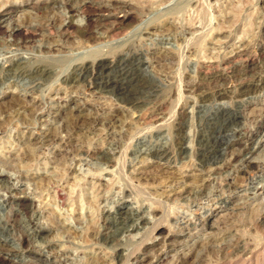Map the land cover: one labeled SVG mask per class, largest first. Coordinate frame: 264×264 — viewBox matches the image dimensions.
Here are the masks:
<instances>
[{"label":"rangeland","instance_id":"obj_1","mask_svg":"<svg viewBox=\"0 0 264 264\" xmlns=\"http://www.w3.org/2000/svg\"><path fill=\"white\" fill-rule=\"evenodd\" d=\"M128 1L140 9L137 19L102 39L86 40L67 33L51 40L40 36L18 46L12 44L13 36L0 35L1 64L21 55L30 63L45 61L54 68L47 80L0 73V178L4 179L0 181V242L14 252L13 258L27 264L20 240L23 232L29 234L32 248L45 253L46 261L33 264H249L247 252L264 248V220L257 218L258 212L264 213V171L244 176L229 170L236 177L235 187L222 190L212 171H200L196 151L200 132L208 127L212 113L242 100L246 103L244 121L227 123L216 141L224 154L242 131H260L251 144V159L264 165V125L257 123L264 112V86L233 97L239 83L234 71L219 72L223 80L210 77L224 57L243 46L251 50L257 70L261 69L248 70L251 75L245 73L246 80L264 74V0ZM5 2L0 0L1 5ZM33 12L20 9L12 22H25ZM50 15L58 17L57 26L69 19L77 27L86 23L84 15L70 17L64 8ZM120 52H135L143 59L144 77L158 89H140V105H124L112 88L98 92L81 81L62 82L77 63ZM218 87L226 88V95L232 97L215 95L212 90ZM25 95L35 98L16 104ZM139 113L144 116L138 121ZM77 119L81 125L91 124L63 129L65 123ZM182 120L185 156L176 152L169 162L142 158L141 152L155 144L173 145ZM66 139L69 142L64 144ZM86 146L103 148L113 161L78 153ZM24 152L32 153L31 159L22 161L19 156ZM183 184L193 187L191 194L170 200L169 191ZM204 184L208 185L204 188ZM58 188L64 189L63 207L55 196ZM16 192L33 199L35 207L30 212L8 202ZM120 204L135 208L143 219L125 230L105 227L104 220L116 219ZM11 207L19 212L17 228L7 223ZM211 221L214 230L208 226ZM56 222L70 228L65 233L50 230ZM106 231H120L122 260L117 256L120 248L97 244L95 236ZM171 234L178 241L168 249L164 240ZM232 247L244 248L240 250L244 256L235 261ZM55 253L60 257L54 259ZM255 258L252 264L262 262L264 252Z\"/></svg>","mask_w":264,"mask_h":264},{"label":"bare ground","instance_id":"obj_2","mask_svg":"<svg viewBox=\"0 0 264 264\" xmlns=\"http://www.w3.org/2000/svg\"><path fill=\"white\" fill-rule=\"evenodd\" d=\"M25 8L34 11L33 12L34 16L28 15L26 17L27 20L25 22L23 21H21L20 23H15V21L12 22L13 14L18 10ZM59 8H64L70 17H73L76 14L84 15L86 18L85 25L83 27H77L73 24V21L69 19L67 21H63L60 24V26H57V20H59L58 17L51 16L50 13L54 12L55 10H58ZM138 9L139 8L136 7L135 3L133 4L128 0H35V1L6 0V2L3 5L0 4V35L2 37L13 36L14 42L12 44H16L18 46L26 45L27 43L33 41L35 38L40 36H44V35L49 36L51 37L50 38L51 40L54 39L56 36L59 37L65 36V34L67 33H75L79 37L84 38L86 40L90 38L102 39L104 37H108L113 34L115 35L116 33H119L120 31L126 29L128 25H130L133 21L137 19V15L139 14L138 12L140 11V9L139 10ZM241 46H243V44L240 45L239 47ZM49 48L50 47H43V49L45 50H50ZM261 49L263 50V51L261 50V52L264 53V43H262ZM251 53H252L251 50L247 48V46H243L242 48L235 50L234 53L228 56L227 58L224 57L223 60L214 67V72H212L210 75L211 80L217 81L219 78L222 79V77H219L221 74L218 73L219 72L223 73V70H231V72L234 71L233 73H236V75H238V79L237 77L236 79L237 81L239 80V83L237 84V89L236 91H234L233 97H239L240 95H245L250 92H256L259 88L264 86V74L256 76L255 74L252 73L256 77L254 78L252 75V77H249L251 78L249 80L248 79L246 80V78L244 77L245 73L248 74L250 73L251 70L254 69L256 71L261 70V69L257 70V67L259 65H257L256 60ZM104 55H105L104 57H99L98 59L87 60L77 63L74 66L72 72L66 75L62 80V82L70 85V83H78L79 81H81L87 83L88 86L92 87L93 90L98 92H103L105 91V89L112 88L119 95L122 96L121 98L122 100L121 99L120 100L124 105L127 106H137L141 104L142 98L140 95L141 94L140 89L142 88H147L152 90L153 92L154 91L158 92V89L155 87V85L153 86V84L151 85L149 82L146 81V78L144 77L141 68L142 67L141 63H143V59L141 60V58L138 57V55L135 52H128V53L120 52L118 54H114L113 56H106V54ZM260 67L262 66L260 65ZM262 69L264 68L262 67ZM2 72L11 77L12 75L13 76L23 75V76L32 77V79L36 81V80L49 79L53 75L54 68L52 64L45 61L30 63V60L28 58H25L20 55L17 57L10 56L7 59V62H5L4 64L0 63V73L2 74ZM225 89L223 87H218L212 91L217 96H223L224 94L226 95L227 93ZM228 92L231 91H229L228 89ZM228 95L232 97L230 93L227 94L226 96ZM34 98H35L34 95L33 96L25 95V97L21 96L22 100L21 101L18 100L16 104H21L23 101L24 103L25 101L30 103L34 100ZM245 104L246 103L242 102V100H236V102H234L233 105L231 104V106H227V107L221 106L217 110V113L215 114L212 113L211 119L209 118L210 122L208 127L204 129V131L202 130L200 132V139L198 141V147L196 151L198 166L200 167V171L201 170L206 171V169H209L208 171H212V173L215 174L216 180H218L216 181V183H218V187H220L222 190H230L231 188L235 187L234 180L236 177H232L231 175H229L228 173L229 170H232L234 174L235 173L243 174L244 176H246L247 174L249 175L257 174L259 172L264 171L263 164L254 163L253 160L251 159V156L254 154L253 147L251 144L255 141V138L257 134L260 133V131L257 130L242 131L241 133H239L236 142L230 147H228V152L224 154H221V148H220L221 145L219 142L216 141L218 132L226 129L224 128V126H226L227 123L233 122L236 124L244 121L245 112L243 110V107L245 106ZM15 105L13 107H15ZM11 108L9 107L8 110H10ZM259 115L260 116L258 117L259 119L257 120V123H259L260 125H264V112ZM143 116L142 114L139 113V115L136 116L137 120L139 121V119L143 118ZM95 120L97 119H94V121ZM114 120L115 118H112L111 122ZM84 121L85 120H83L82 122ZM183 121L185 122V120L179 121L177 125L178 132L176 133L175 138H173L174 139L173 145L155 144L151 148H147L143 151L141 150L142 151L141 156H143L142 158L144 159V157L146 158L150 157L151 159H157L159 161L165 160V162H169L173 157V154H175L176 152L180 153L181 156L187 153L188 149L185 146L186 136L183 133L184 131L182 130V127L185 126ZM1 122H5V121H1ZM86 122L87 124L89 123V121ZM86 122H84L83 124H86ZM82 125L80 124V120L78 119L74 121L70 120L69 122L64 124L63 129L71 128L70 130H72L73 129L72 126L74 128H78ZM52 137H53L52 139L55 140L54 137H57V131L56 132L54 131V136ZM68 142L69 140L67 139L63 141L64 144ZM28 153L26 154L25 152L22 153L23 155L21 154L19 158L22 159V161L31 159L29 156L32 153L30 155ZM78 153H84L87 156H90L91 158H99L100 160H104L105 162L113 161V157L109 156V154L103 148H99L97 146L94 148H88L86 146V149H84L83 151L80 150V152ZM3 180L0 178V181ZM210 183L212 185V182ZM183 185H181L182 187L180 188L174 187L172 192L169 191L168 196H171L169 197L170 200L178 199L185 194H191L193 187H191L190 185L187 186L186 184L184 186ZM207 185L204 184V188ZM63 192L64 189L62 190L61 188H58L55 192L56 199L60 200L61 204L65 201ZM8 202L12 205H19V207L23 211H25V213L30 212L35 207V202L33 201V199H31L29 195L22 194L20 192H16L10 195ZM63 204L62 207L64 206ZM13 208L12 210L10 209L11 212L10 215L8 216L9 218L7 220V223H9L13 228L14 227L17 228L19 212L17 210H13ZM101 211L104 210H100V212ZM116 214H117L116 219L104 220L105 227L116 225L117 227L123 228L122 230H125L124 228L126 227L130 228L132 225H134V222L136 220L143 219V215H141L142 214L141 212L137 211L135 208H132L130 206L127 207L124 204H120ZM257 215H258L257 218H260V221L264 220V213L258 212ZM58 223L56 222L55 224H53L54 227L51 225L52 227L50 226V230H58V231L61 230V232L65 233L66 229L70 228V227H59L60 224L62 226L63 223L60 224ZM213 223L214 222L212 223L208 222V226L214 230L216 226ZM203 225H205V223H203ZM233 225L234 227H238L237 223H234ZM228 227H232V224H229ZM119 233L115 234L113 231H106L99 233L100 235L98 237H96L95 234L93 233H91L89 236L91 235L95 236L97 240V244L100 243V245L104 247L110 245L109 247H113L118 251L120 248V252L118 253V255L116 254V252L115 254L118 256L120 260H122L124 258V253L122 251L123 249L121 250L122 246L118 239ZM39 235L44 236L45 233L40 232ZM176 238L177 237L175 234H171V236L167 237L164 240V242H166L167 244L166 247L168 249L172 248L174 244L178 241V240L176 241ZM20 240L23 243L24 253H26V257L29 259L30 264H33L36 261L39 262L43 260L46 261L45 253H43L41 250L32 248L30 246L31 239L28 233L23 232V234L20 237ZM240 242H241L240 240L237 241L238 246ZM245 245H243V247H245ZM260 248L251 250L249 253L247 252V254L249 255L248 256L246 255V261H249L250 262L249 264H252L251 262L252 259H254V257L257 258L259 253L264 252V248L261 249V251H259ZM241 249L232 247V254H234L232 255V258L234 260L241 257V255L244 256V254L240 253L242 252L240 251ZM13 254L14 252L10 250L8 247H6V244L4 242H0V264L28 263L23 260L17 259L16 257L13 258L14 257V256L12 257ZM58 254L59 253L53 254L54 259L60 257V255ZM101 257L102 256H100L99 258L101 259ZM159 258L161 259V256ZM258 264H264V258L262 259V262Z\"/></svg>","mask_w":264,"mask_h":264}]
</instances>
